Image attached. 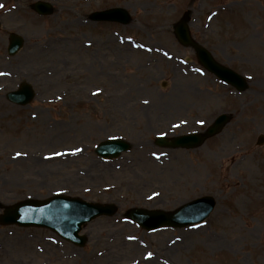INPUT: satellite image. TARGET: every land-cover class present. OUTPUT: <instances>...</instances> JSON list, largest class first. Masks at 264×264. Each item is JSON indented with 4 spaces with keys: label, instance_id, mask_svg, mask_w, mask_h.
I'll list each match as a JSON object with an SVG mask.
<instances>
[{
    "label": "rangeland",
    "instance_id": "rangeland-1",
    "mask_svg": "<svg viewBox=\"0 0 264 264\" xmlns=\"http://www.w3.org/2000/svg\"><path fill=\"white\" fill-rule=\"evenodd\" d=\"M36 1L0 0V213L58 194L113 203L117 213L84 226V247L45 228L0 226V264H264V0H44L55 6L47 16L33 11ZM117 6L131 14L128 24L90 19ZM187 11L195 39L244 74L247 90L210 74H172L168 56L195 57L173 32ZM11 32L25 38L13 57ZM108 38L131 49L116 52L112 66L85 51ZM102 70L112 71L108 99L95 97ZM22 81L37 92L25 107L5 97ZM73 93L75 108H62ZM223 112L231 122L199 148L153 142L203 131ZM114 137L131 149L99 157L97 145ZM202 195L217 204L197 225L150 232L126 217Z\"/></svg>",
    "mask_w": 264,
    "mask_h": 264
},
{
    "label": "water",
    "instance_id": "water-1",
    "mask_svg": "<svg viewBox=\"0 0 264 264\" xmlns=\"http://www.w3.org/2000/svg\"><path fill=\"white\" fill-rule=\"evenodd\" d=\"M32 7L41 14L53 12V7L48 2L38 1ZM92 17L94 20H116L123 23H127L130 20L129 14L123 8L95 12ZM175 34L183 44L194 45L200 62L221 79L233 84L240 90L247 87V83L241 75L218 64L205 48L197 45L192 40L187 16L175 25ZM22 45L23 39L17 34H11L9 53L11 55L16 54ZM34 95L32 86L28 83H23L19 89L10 91L7 97L14 103L27 104L33 99ZM229 119V116L223 114L216 119L215 123L208 128L205 134L181 135L171 141L160 137L157 139V143L171 146H198L208 136L218 133L228 123ZM129 147V143L123 140L109 139L99 145L97 152L105 157H113L128 150ZM214 206L215 200L212 197L205 196L183 205L174 212L148 211L136 208L132 209L128 216L147 229H156L164 225L184 226L202 221L209 215ZM114 212L115 207L112 205L94 204L78 198L55 196L44 201L25 200L8 206L0 215V223H16L21 226H45L53 229L62 237L83 245L86 239L79 235L82 225L97 216L103 214L112 215Z\"/></svg>",
    "mask_w": 264,
    "mask_h": 264
},
{
    "label": "flooded vegetation",
    "instance_id": "flooded-vegetation-1",
    "mask_svg": "<svg viewBox=\"0 0 264 264\" xmlns=\"http://www.w3.org/2000/svg\"><path fill=\"white\" fill-rule=\"evenodd\" d=\"M107 52L108 53H112V48L110 47V45H109V48H108ZM172 60H173V64L171 65L172 72L174 74H177V75L180 74L181 72H183L184 71L183 66H181L180 64L175 63L174 59H172Z\"/></svg>",
    "mask_w": 264,
    "mask_h": 264
},
{
    "label": "bare ground",
    "instance_id": "bare-ground-1",
    "mask_svg": "<svg viewBox=\"0 0 264 264\" xmlns=\"http://www.w3.org/2000/svg\"><path fill=\"white\" fill-rule=\"evenodd\" d=\"M259 45L254 44V48L259 50L258 52H256L257 55H261L262 51H260V49L258 48Z\"/></svg>",
    "mask_w": 264,
    "mask_h": 264
},
{
    "label": "snow or ice",
    "instance_id": "snow-or-ice-1",
    "mask_svg": "<svg viewBox=\"0 0 264 264\" xmlns=\"http://www.w3.org/2000/svg\"><path fill=\"white\" fill-rule=\"evenodd\" d=\"M3 5H0V7H2Z\"/></svg>",
    "mask_w": 264,
    "mask_h": 264
}]
</instances>
